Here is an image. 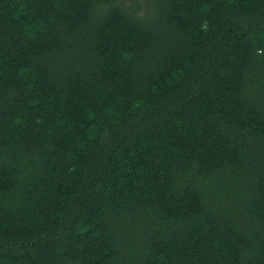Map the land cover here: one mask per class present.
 Segmentation results:
<instances>
[{"label": "trees", "instance_id": "1", "mask_svg": "<svg viewBox=\"0 0 264 264\" xmlns=\"http://www.w3.org/2000/svg\"><path fill=\"white\" fill-rule=\"evenodd\" d=\"M0 264H264V0H0Z\"/></svg>", "mask_w": 264, "mask_h": 264}]
</instances>
